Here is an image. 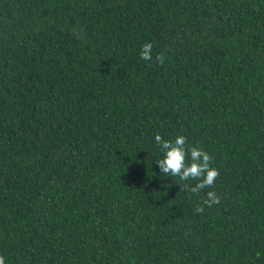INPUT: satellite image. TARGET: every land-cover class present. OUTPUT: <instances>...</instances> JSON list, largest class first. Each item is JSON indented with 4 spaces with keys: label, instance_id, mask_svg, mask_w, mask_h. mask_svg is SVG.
I'll return each mask as SVG.
<instances>
[{
    "label": "trees",
    "instance_id": "obj_1",
    "mask_svg": "<svg viewBox=\"0 0 264 264\" xmlns=\"http://www.w3.org/2000/svg\"><path fill=\"white\" fill-rule=\"evenodd\" d=\"M157 133L213 188L164 176ZM0 255L264 264V0H0Z\"/></svg>",
    "mask_w": 264,
    "mask_h": 264
},
{
    "label": "clouds",
    "instance_id": "obj_2",
    "mask_svg": "<svg viewBox=\"0 0 264 264\" xmlns=\"http://www.w3.org/2000/svg\"><path fill=\"white\" fill-rule=\"evenodd\" d=\"M153 44L146 42L142 45L140 58L145 61L153 60ZM155 61L163 65L165 57L163 53H157ZM155 143L164 153L163 158L157 161L160 172L164 176L178 177L176 182L180 185V191H189L199 194L204 189H212L216 179L220 175L219 170L212 166L213 156L199 146L188 143L184 135H177L175 139H164L159 133L155 136ZM196 181L194 185L187 183ZM221 197L214 191L206 193L202 203L194 209L197 213H203L205 206L212 207L220 202ZM0 264H6V258L0 255Z\"/></svg>",
    "mask_w": 264,
    "mask_h": 264
}]
</instances>
